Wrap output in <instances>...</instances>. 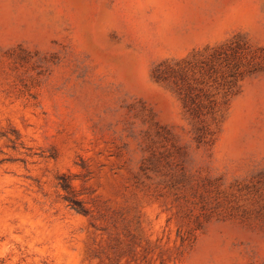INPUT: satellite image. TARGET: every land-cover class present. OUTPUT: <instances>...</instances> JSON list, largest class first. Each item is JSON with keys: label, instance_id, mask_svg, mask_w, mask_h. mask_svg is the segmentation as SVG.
I'll use <instances>...</instances> for the list:
<instances>
[{"label": "rangeland", "instance_id": "374dc122", "mask_svg": "<svg viewBox=\"0 0 264 264\" xmlns=\"http://www.w3.org/2000/svg\"><path fill=\"white\" fill-rule=\"evenodd\" d=\"M0 264H264V0H0Z\"/></svg>", "mask_w": 264, "mask_h": 264}]
</instances>
